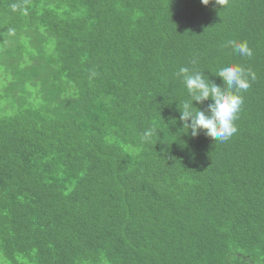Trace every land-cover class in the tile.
<instances>
[{"label": "trees", "instance_id": "obj_1", "mask_svg": "<svg viewBox=\"0 0 264 264\" xmlns=\"http://www.w3.org/2000/svg\"><path fill=\"white\" fill-rule=\"evenodd\" d=\"M225 64L237 132L193 138L177 73ZM0 264H264V0H0Z\"/></svg>", "mask_w": 264, "mask_h": 264}, {"label": "clouds", "instance_id": "obj_2", "mask_svg": "<svg viewBox=\"0 0 264 264\" xmlns=\"http://www.w3.org/2000/svg\"><path fill=\"white\" fill-rule=\"evenodd\" d=\"M211 2L212 0H201L204 6ZM215 2L220 5L224 0H215ZM225 47H231L241 56L252 55L246 42L229 40ZM249 75L255 79L254 74L247 72L242 66L225 64L215 74L222 82L223 86H221L209 77L206 79L203 72H190L187 67L179 69L177 76L182 79L191 97L190 101L177 105L179 120L183 122L184 128L190 130L193 138L203 132L215 142H224L237 132L235 121L243 104V96L240 93L250 87ZM194 102L201 105L208 103L206 108H197L194 107ZM152 134V130L144 133L145 137H150Z\"/></svg>", "mask_w": 264, "mask_h": 264}]
</instances>
